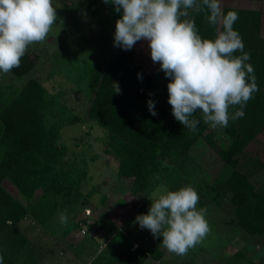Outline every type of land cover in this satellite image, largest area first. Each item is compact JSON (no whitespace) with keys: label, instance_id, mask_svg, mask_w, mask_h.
I'll return each mask as SVG.
<instances>
[{"label":"trees","instance_id":"16d2710c","mask_svg":"<svg viewBox=\"0 0 264 264\" xmlns=\"http://www.w3.org/2000/svg\"><path fill=\"white\" fill-rule=\"evenodd\" d=\"M252 1L255 0H221L223 14L230 10L239 14L234 28L242 37L244 51L250 53L248 63L254 68L259 87L244 107L243 117L229 120L226 128H213L197 113L200 120L197 131L184 128L172 115L167 86L149 75L133 52L117 47L106 65H93L87 71L93 90L87 118L74 115L69 121L73 125L89 121L104 131V154L118 164L119 179L130 181L132 194L141 199H147L154 177L160 176L157 180L160 184L164 175L199 141L205 142L219 163L233 168L225 181L216 179L206 183L211 202L228 201L234 208L232 224L264 243V187L257 189L237 169L239 156L264 132L263 12L247 7ZM187 18L195 21L203 39L214 40L222 30L220 25L207 24L203 13L189 11ZM35 64L34 57L26 51L20 67L12 73L22 77L32 72ZM114 82H118L121 94L114 92ZM149 99L155 101L156 116L148 110ZM53 107L47 89L37 79H30L20 90L0 87V255L3 264H37L36 246L31 244L29 233L21 228L22 222L34 216L36 226L46 227L44 223L53 214V207L71 211L78 203L88 206L93 196V191L84 196L81 188L88 175L87 160L78 161L76 157L69 160L67 145L60 143L59 125H47ZM237 110L238 106L230 108V113ZM224 136L228 143L221 144ZM47 206L51 209L45 213ZM88 222L87 216L78 221L81 225ZM94 223L99 224V220ZM164 256L165 251L156 246L136 247L128 249L114 264H148V260L160 262ZM241 261L256 264L245 250H239L230 264Z\"/></svg>","mask_w":264,"mask_h":264},{"label":"rangeland","instance_id":"374dc122","mask_svg":"<svg viewBox=\"0 0 264 264\" xmlns=\"http://www.w3.org/2000/svg\"><path fill=\"white\" fill-rule=\"evenodd\" d=\"M57 2L62 7L56 9L59 20L52 32L44 42L27 49L36 61L33 71L22 77L12 71L7 74L0 72V87L20 90L30 79H37L44 85L54 102L53 114L49 116L47 125H59L60 143L67 145L69 160L75 157L78 161L87 160L88 175L81 188L84 196L91 191L93 196L88 206L78 203L71 211L47 206L45 213L50 208L53 214L43 222L46 227L43 224L36 226L34 216L22 222L21 228L29 233L31 244H41L44 249H57L58 243L62 246L68 244L74 249L71 254L74 253L78 264H114L128 249L149 246L161 248L165 256L160 262L148 260V264H230L239 250H245L256 264H264V243L232 224L234 208L228 201L213 203L210 194L206 193L207 182L225 181L233 168L219 163L205 142L199 141L179 164L164 175L160 184L157 183L160 176L154 177L147 199H141L132 194L130 181L119 179L118 164L104 154V131L93 127L89 121L70 123L69 119L74 115L87 118L93 98L87 71L93 65H106L115 53V25L122 10L116 12L114 5L103 0ZM248 6L262 10L261 35L264 37V0L252 1ZM129 51L135 54L137 62L149 75L167 86L169 78L160 70L159 63L152 62L147 41L137 42ZM220 141L221 144L228 143L225 136ZM237 169L246 174L257 189L264 187V132L239 156ZM188 186L199 195L197 208L206 210L210 231L181 256L164 247L162 236L154 238L149 230L141 229L135 218L147 214L151 202L165 191H178ZM60 213L67 215V224H61ZM84 216L89 218V222L81 225L78 221ZM96 219L99 224L94 223ZM100 226L112 230L108 232ZM65 233L67 237H60ZM51 237H57V240ZM240 264L247 262L241 261Z\"/></svg>","mask_w":264,"mask_h":264},{"label":"clouds","instance_id":"9594fccd","mask_svg":"<svg viewBox=\"0 0 264 264\" xmlns=\"http://www.w3.org/2000/svg\"><path fill=\"white\" fill-rule=\"evenodd\" d=\"M122 15L116 20L114 46L127 51L147 41L152 62L169 78L168 103L172 115L184 128L197 131L201 114L204 123L226 128L229 120L245 115L244 107L259 91L250 53L244 51L234 24L236 11L223 14L221 0H103ZM57 0H0V72L7 74L21 65L27 49L44 42L59 20ZM189 11L205 16L209 25H220L214 40L199 35ZM241 53L235 55V53ZM139 77V74H138ZM114 92L121 94L118 82ZM156 116L155 101L147 102ZM238 106L234 114L230 108ZM199 195L191 186L165 191L151 202L147 214L135 222L177 255L187 254L210 231L206 210L197 208ZM61 224L68 217L60 213ZM0 264L3 256L0 255Z\"/></svg>","mask_w":264,"mask_h":264},{"label":"crops","instance_id":"0c3cea01","mask_svg":"<svg viewBox=\"0 0 264 264\" xmlns=\"http://www.w3.org/2000/svg\"><path fill=\"white\" fill-rule=\"evenodd\" d=\"M64 236L67 237V234L65 233L60 237H64ZM51 238H54L57 240V237H51ZM109 239H111V237H109ZM35 246H36L35 248L36 250L34 254L36 256L35 259H36L37 264L38 263L39 264H78L77 258L74 255V253L73 255L71 254V251L73 252L74 249H71V247H68V244L65 246H62L61 243H58L57 249L56 248L44 249L41 247V244L35 245ZM84 264H92V262L91 263L86 262Z\"/></svg>","mask_w":264,"mask_h":264},{"label":"built area","instance_id":"2783aa9c","mask_svg":"<svg viewBox=\"0 0 264 264\" xmlns=\"http://www.w3.org/2000/svg\"><path fill=\"white\" fill-rule=\"evenodd\" d=\"M84 233V231H82Z\"/></svg>","mask_w":264,"mask_h":264}]
</instances>
